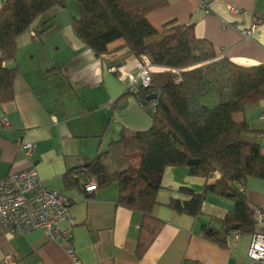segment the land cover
Segmentation results:
<instances>
[{
	"label": "crops",
	"instance_id": "crops-1",
	"mask_svg": "<svg viewBox=\"0 0 264 264\" xmlns=\"http://www.w3.org/2000/svg\"><path fill=\"white\" fill-rule=\"evenodd\" d=\"M166 2V7L147 15L157 32L169 22L192 25L195 35L210 43L218 56L246 68L264 64V0H210L209 13L200 9V0ZM76 15L75 0H67L66 8L39 17L17 38L15 60L3 64L18 70L14 100L0 104V180L33 167L45 186L67 198L71 223L62 221L59 228L68 230L69 236L52 241L42 231L0 234V264H6V258L12 259L10 264H72L65 251L69 242L80 264H252L247 259L250 234L237 240L230 234L225 246L201 236L202 226L219 227V220L234 207L231 200L209 194L197 217L167 207L171 199H189L178 193L181 188L202 192L206 181L191 176L187 168L165 170L152 209L162 226L141 255L137 250L141 215L118 205L115 184L87 193L68 183L67 178L105 151L122 129L146 131L151 126L139 102L124 97V77L135 73L137 58L121 40L95 57L72 32L71 18ZM255 16L260 24L246 39L241 30ZM48 18L49 28L36 36L35 30ZM162 71L154 67V72ZM3 119L6 126L1 125ZM234 121L264 133V101L247 106ZM20 143L34 146L29 158L19 151ZM260 152L264 155V139ZM243 191L253 208L264 211V180L248 179Z\"/></svg>",
	"mask_w": 264,
	"mask_h": 264
},
{
	"label": "trees",
	"instance_id": "trees-1",
	"mask_svg": "<svg viewBox=\"0 0 264 264\" xmlns=\"http://www.w3.org/2000/svg\"><path fill=\"white\" fill-rule=\"evenodd\" d=\"M75 2L72 32L95 57L103 56L111 43L121 40L129 54L144 57L152 67L163 70L151 74L148 87L124 96H133L139 102L151 120L150 128L122 129L105 151L97 153L78 172L83 182L94 181L96 190L115 184L118 205L141 215L139 255L148 249L162 226L152 209L168 168H187L191 176L206 181L200 194L186 188L178 190L189 199L169 201L167 207L176 213L200 216L209 194L234 203L219 220L218 228L202 226L204 239L225 246L230 234H251L254 208L243 189L250 178L264 180V155L260 152L264 133L251 130L246 122H235L234 116L264 101V64L246 68L218 56L210 43L195 35L192 25L169 22L157 32L147 15L166 7V0ZM66 7L67 0H1L0 104L14 100L18 70L3 64L15 60L17 38L39 17ZM49 21L46 19L35 30L36 36L49 28ZM149 95H156V99L142 105ZM152 101L155 106L149 111ZM189 160H197V164L188 166ZM67 181L82 187L72 176Z\"/></svg>",
	"mask_w": 264,
	"mask_h": 264
},
{
	"label": "built area",
	"instance_id": "built-area-1",
	"mask_svg": "<svg viewBox=\"0 0 264 264\" xmlns=\"http://www.w3.org/2000/svg\"><path fill=\"white\" fill-rule=\"evenodd\" d=\"M210 0H200V9L209 13ZM238 13V9H232ZM260 19L255 16L251 25L241 30V35L250 39L256 32ZM154 72L146 58L139 57L136 62L135 73L124 77L126 91L135 95L139 87H148L151 82V74ZM155 102L148 105V110L153 111ZM6 126V119L1 121ZM264 139L261 137V140ZM18 149L24 157L29 158L34 146L27 143L18 144ZM87 193L96 190L94 181L83 182L78 172L72 174ZM70 204L67 198L60 192L47 187L40 180L37 171L30 167L19 173H9L0 180V234L4 236L28 235L35 231H42L52 241L67 239L69 232L62 231L59 224L62 221L71 223L69 212ZM254 229L250 234L251 242L247 252V259L252 264H264V211L254 208L252 211ZM240 234H234L238 239ZM66 254L72 264H80L75 258L70 242L66 248ZM6 264L12 263L11 258L5 259Z\"/></svg>",
	"mask_w": 264,
	"mask_h": 264
},
{
	"label": "water",
	"instance_id": "water-1",
	"mask_svg": "<svg viewBox=\"0 0 264 264\" xmlns=\"http://www.w3.org/2000/svg\"><path fill=\"white\" fill-rule=\"evenodd\" d=\"M154 99H156V95H149L141 102V104L145 105L148 101H151V100H154ZM195 164H197V160H189L187 162L188 166H193Z\"/></svg>",
	"mask_w": 264,
	"mask_h": 264
},
{
	"label": "rangeland",
	"instance_id": "rangeland-1",
	"mask_svg": "<svg viewBox=\"0 0 264 264\" xmlns=\"http://www.w3.org/2000/svg\"><path fill=\"white\" fill-rule=\"evenodd\" d=\"M137 162V158L136 157H134L133 159H132V163H136Z\"/></svg>",
	"mask_w": 264,
	"mask_h": 264
}]
</instances>
